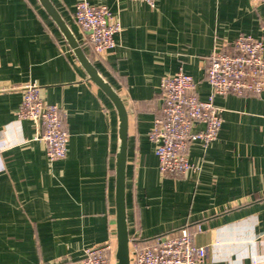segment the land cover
Instances as JSON below:
<instances>
[{
  "label": "crops",
  "instance_id": "obj_1",
  "mask_svg": "<svg viewBox=\"0 0 264 264\" xmlns=\"http://www.w3.org/2000/svg\"><path fill=\"white\" fill-rule=\"evenodd\" d=\"M128 112L126 212L131 242L187 228L200 264H264V92L217 95L223 123L197 168L163 176L149 134L163 118L161 81L180 69L201 100L212 94L209 57L240 35L264 42V4L252 0H90L120 21L116 46L93 53L74 19L80 0H50ZM35 83L60 108L66 158L51 162L39 126L18 117ZM202 126H200L201 128ZM119 121L38 0H0V264H72L88 248L116 254L115 162ZM198 227L200 231H198Z\"/></svg>",
  "mask_w": 264,
  "mask_h": 264
},
{
  "label": "built area",
  "instance_id": "obj_2",
  "mask_svg": "<svg viewBox=\"0 0 264 264\" xmlns=\"http://www.w3.org/2000/svg\"><path fill=\"white\" fill-rule=\"evenodd\" d=\"M138 1L155 6V0ZM252 1L255 5L264 4V0ZM74 19L87 34L96 56L104 58L115 48V36L122 27L106 6L80 0L75 6ZM206 78L212 89L207 100L199 98L194 79L182 69L161 81L163 118L156 121L149 139L155 147L158 168L163 176L182 178L197 170L188 157L190 145L199 142L207 148L218 138L223 118L221 110L214 104L215 96L234 94L241 97L264 92L263 40L240 35L231 47L217 48L209 57ZM22 93L18 117L39 126L37 139L45 143L51 162L66 158L69 133L64 128L60 108L46 102L35 83L25 84ZM206 257L207 248L197 246L187 228L146 244L138 238L130 240V264H200ZM113 262L112 246L105 244L86 249L83 258L72 264Z\"/></svg>",
  "mask_w": 264,
  "mask_h": 264
},
{
  "label": "water",
  "instance_id": "obj_3",
  "mask_svg": "<svg viewBox=\"0 0 264 264\" xmlns=\"http://www.w3.org/2000/svg\"><path fill=\"white\" fill-rule=\"evenodd\" d=\"M47 15L59 28L90 81L96 85L113 104L119 121V150L115 162V225L117 264H130V238L126 212V172L128 160V112L119 94L99 74L85 54L76 37L50 0H38Z\"/></svg>",
  "mask_w": 264,
  "mask_h": 264
}]
</instances>
